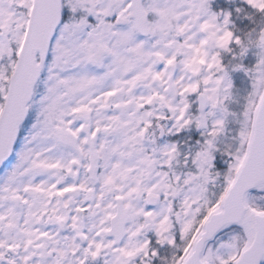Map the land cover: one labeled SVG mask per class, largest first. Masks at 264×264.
Listing matches in <instances>:
<instances>
[{"label": "snow or ice", "instance_id": "1", "mask_svg": "<svg viewBox=\"0 0 264 264\" xmlns=\"http://www.w3.org/2000/svg\"><path fill=\"white\" fill-rule=\"evenodd\" d=\"M0 264H264V0H0Z\"/></svg>", "mask_w": 264, "mask_h": 264}, {"label": "rangeland", "instance_id": "2", "mask_svg": "<svg viewBox=\"0 0 264 264\" xmlns=\"http://www.w3.org/2000/svg\"><path fill=\"white\" fill-rule=\"evenodd\" d=\"M241 2H242V0H234V3L236 6H240Z\"/></svg>", "mask_w": 264, "mask_h": 264}]
</instances>
